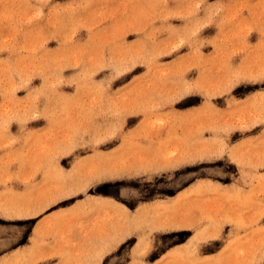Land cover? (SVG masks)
I'll use <instances>...</instances> for the list:
<instances>
[{"label":"rangeland","instance_id":"obj_1","mask_svg":"<svg viewBox=\"0 0 264 264\" xmlns=\"http://www.w3.org/2000/svg\"><path fill=\"white\" fill-rule=\"evenodd\" d=\"M0 264H264V0H0Z\"/></svg>","mask_w":264,"mask_h":264}]
</instances>
